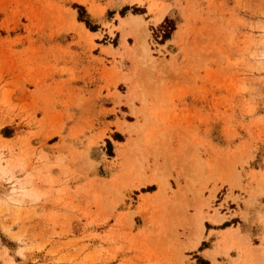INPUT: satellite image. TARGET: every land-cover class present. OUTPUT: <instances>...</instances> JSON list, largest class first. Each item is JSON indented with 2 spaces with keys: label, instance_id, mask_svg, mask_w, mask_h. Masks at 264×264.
<instances>
[{
  "label": "rangeland",
  "instance_id": "1",
  "mask_svg": "<svg viewBox=\"0 0 264 264\" xmlns=\"http://www.w3.org/2000/svg\"><path fill=\"white\" fill-rule=\"evenodd\" d=\"M256 208L264 0H0V264H264Z\"/></svg>",
  "mask_w": 264,
  "mask_h": 264
},
{
  "label": "crops",
  "instance_id": "2",
  "mask_svg": "<svg viewBox=\"0 0 264 264\" xmlns=\"http://www.w3.org/2000/svg\"><path fill=\"white\" fill-rule=\"evenodd\" d=\"M241 211H243V209L241 208ZM259 213H262L264 214V209L263 210H260L258 208L256 209H253V210H249L248 211V215H249V222L248 224L246 225H249V234L250 237L254 238V239H257L258 241H262L264 240V227H263V222H261V217H262V214L259 215ZM241 220V223H239V226H240V235H244L243 233V227H246L245 225V222L243 221L242 218H240ZM236 231V229H234ZM228 231L227 229L226 230H218V229H212L211 232H221V233H224ZM213 238H217L215 234L209 236V232L207 233V231L205 232V235H204V239L202 242H207V243H210L211 244V247L209 249H205L203 250L202 252H199L198 255L200 257H202L203 259H206L210 262V264H213V262L207 257V253L214 250L215 248V244H216V241H213ZM218 240V239H217ZM202 245V244H201ZM200 245V246H201ZM260 245L259 244H255V247H259ZM217 262L219 263V258H217Z\"/></svg>",
  "mask_w": 264,
  "mask_h": 264
},
{
  "label": "trees",
  "instance_id": "3",
  "mask_svg": "<svg viewBox=\"0 0 264 264\" xmlns=\"http://www.w3.org/2000/svg\"><path fill=\"white\" fill-rule=\"evenodd\" d=\"M76 8L79 10V21L84 22L91 31H95V28L91 27L88 20H84V18L86 16L85 9L83 7H80V6H77ZM169 38H170V32L165 33L164 39L168 40ZM109 146H111L110 143H109Z\"/></svg>",
  "mask_w": 264,
  "mask_h": 264
},
{
  "label": "bare ground",
  "instance_id": "4",
  "mask_svg": "<svg viewBox=\"0 0 264 264\" xmlns=\"http://www.w3.org/2000/svg\"><path fill=\"white\" fill-rule=\"evenodd\" d=\"M129 19V18H128ZM130 20H134V21H136L137 20V18L136 17H131L130 18ZM141 51H142V53L144 54V55H146V56H149V54H150V50H149V47H148V44H147V42L146 41H142L141 42ZM141 53V54H142ZM140 58V57H139ZM161 183V182H160Z\"/></svg>",
  "mask_w": 264,
  "mask_h": 264
}]
</instances>
